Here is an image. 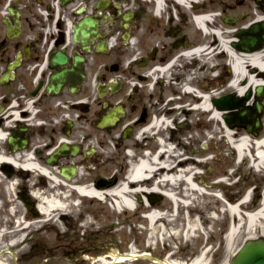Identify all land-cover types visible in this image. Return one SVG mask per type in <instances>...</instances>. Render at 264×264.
I'll use <instances>...</instances> for the list:
<instances>
[{
    "label": "flooded vegetation",
    "instance_id": "af4514ba",
    "mask_svg": "<svg viewBox=\"0 0 264 264\" xmlns=\"http://www.w3.org/2000/svg\"><path fill=\"white\" fill-rule=\"evenodd\" d=\"M156 1L0 0V156L8 158L0 162V202L12 215L14 228L5 227L10 236L21 234L17 221L35 216L28 208L40 204L49 185L105 186L123 180L119 174L129 164L154 149L161 135L170 136L171 129L159 132L162 121L179 125L187 105L201 103L204 88L219 87L213 75L226 57L218 48L220 38L233 45L241 32L264 21V0H223L221 7L210 0L205 39L195 22L203 2L191 0L187 6L165 0L157 11ZM87 17L95 20L87 26L88 40L67 39V22L73 33ZM60 52L66 61L53 63ZM63 71L65 81L50 91L51 76ZM118 72L122 78L112 79ZM188 89L194 94L188 96ZM114 109L116 123L100 126ZM250 109V115L257 114L256 103ZM199 112L191 119L200 129ZM259 112L262 133L264 108ZM129 142L134 157L126 155ZM140 144L146 147L139 149ZM163 158L171 161L169 153Z\"/></svg>",
    "mask_w": 264,
    "mask_h": 264
},
{
    "label": "rangeland",
    "instance_id": "374dc122",
    "mask_svg": "<svg viewBox=\"0 0 264 264\" xmlns=\"http://www.w3.org/2000/svg\"><path fill=\"white\" fill-rule=\"evenodd\" d=\"M222 1L214 0L212 4L215 3L221 7ZM226 59V57L219 59V73L223 74L226 81H228L234 75L226 72V67H228ZM245 81L242 80L241 85H245ZM203 84L206 85L207 81L205 80ZM235 89V87L228 88L225 92H236ZM221 112L220 115L222 117ZM183 116L187 120H190L191 125L187 126L183 131L180 130L181 132L178 130L176 137L181 138L179 139L180 144H176L177 146L174 144V147L177 148L173 147L172 155H180V157H176L175 162L183 160L185 156H188L187 167L190 168L194 166L195 156L199 155V153L193 151L201 149L204 144L208 145V148H205V150L207 153L212 152L211 154H213L214 159L211 166L214 168L212 172L205 169L207 176H203V183L199 182L200 178H197V182L204 187L205 191L203 193L191 191V195L188 197L178 195L184 203L185 200L189 201L186 206L180 208V212L178 211L179 206H175L172 200L164 196L160 191L149 193L153 195L151 197L144 192L140 193L141 196L145 195L146 198L155 201L153 202L155 203L154 207L166 213L169 218L177 215L178 219L176 217L173 221L168 219L160 221L156 224V231L154 232L150 227L148 219L143 216V212L147 211L146 206L144 207L143 204L139 203L135 211L127 208L118 211L115 207H119L114 204L116 202L113 196L109 195L104 199L81 198L78 193L74 192L72 197L69 195L66 198L63 192L59 190L56 193L57 197L64 201L66 204L65 212H68L69 215L63 216V211H57L55 218L48 219L47 216H42L41 214L32 217L29 221H32V224L34 223L35 225L30 226L28 233L32 234L34 232L33 238L27 243H20L21 241L17 240L18 235L16 239H7V236L2 237L0 239V252H2L0 259L4 260L6 264H70L69 261L64 259L66 256L69 259H74L77 253L80 252L79 248H88L89 252L96 249H100L102 252H100L99 257L92 252L89 254L85 253V255L82 254L80 259L84 258L87 264H113V258L110 255L113 251L111 247L118 248L121 252H128L134 246L136 252L150 251L152 254L163 259L169 257L171 260L190 261L197 256H202L204 253L203 258L206 264H225L227 258L229 264V260L245 241L259 238L260 235L251 237L250 234L245 232V228H242L229 245L227 235L230 226L233 223L238 226L240 221L238 217L231 216L227 212L226 202L229 201V197L241 198L243 194H246L247 189L254 188L248 208L244 211L255 210L264 201V199L255 201V198L264 197V173L250 168L251 161L249 159L238 160L236 151L234 153L231 152L234 148L232 147V143L226 140V131L220 119L215 117L212 119L214 121H209L208 115H202L199 112L198 119L205 121L203 125H206L199 129L191 119V117H196L195 114L186 115L184 113ZM231 129L233 132L238 130ZM191 132H193V137L189 135ZM240 132L242 131L240 130ZM201 133H203L202 137L200 136ZM182 135H187V137L183 138ZM196 136L199 140H195L194 137ZM130 143L127 144L128 147H132ZM140 146L139 149H142L143 146L146 147L145 144H140ZM147 150L155 152L157 150L156 142L154 149L148 148ZM202 153H205V151ZM217 156L219 157L218 161L216 159ZM161 160L167 159L163 158ZM128 167L130 168L126 170L125 174L123 172L119 174L120 177L123 176L124 178L132 166L129 164ZM228 170H236L237 174L233 176L224 173L225 171L228 172ZM218 177H222L224 181H220L218 186L212 185ZM128 185L135 188L139 183L130 182ZM174 187L177 188L178 186ZM2 189L3 192H6L4 188ZM108 189L111 188H106L105 190ZM43 190L45 191L44 194L56 192L55 190L52 191L51 187H45ZM173 191L177 192L176 190ZM240 193L242 195L238 196ZM136 196L137 194L131 195L137 201ZM160 196L162 199L159 200ZM1 199L4 201V198ZM75 202L77 205H73ZM10 215L11 212L5 206V203L0 202V226L8 229L9 227L14 228V225L10 226ZM193 218L198 221L197 228L199 229H190L191 232H188L189 221ZM160 223H163V226ZM178 229L181 231L180 235L172 234V232ZM151 234L156 235L151 236ZM256 234H260V231H257ZM13 240H16L19 244L13 246ZM24 254L27 256L24 257ZM48 254L53 255V257L55 256V258H45V255ZM149 261L130 259L119 264H144Z\"/></svg>",
    "mask_w": 264,
    "mask_h": 264
},
{
    "label": "bare ground",
    "instance_id": "6f19581e",
    "mask_svg": "<svg viewBox=\"0 0 264 264\" xmlns=\"http://www.w3.org/2000/svg\"><path fill=\"white\" fill-rule=\"evenodd\" d=\"M157 1L158 5L156 7V10L161 11L163 9L165 0ZM179 1L184 4L190 2L189 0ZM199 11L202 12L206 10L201 9ZM209 20H212L211 16H209ZM196 21L199 24H206L208 20L205 16L199 15L196 17ZM228 43L229 41L221 38V40L219 41L218 48L221 50L222 53L225 51L227 52L228 61L233 64V68L230 67V70L234 73L233 79L230 82V87H235L236 92L239 95H242L248 87L252 88L254 86L259 85L264 86V47L256 51H246L237 50ZM242 80H246L244 82V84L246 85H241ZM200 96L201 103L197 106H194L193 110H204L206 113L211 114L212 118L216 117L217 119H220L222 121V118L220 117V112L216 111L215 108L211 105V96L208 94H203ZM162 122L165 123L164 121ZM166 122L169 124L167 120ZM223 125L226 131V140L232 143V145H235L237 159H251L253 163L251 165V168H255L256 170L264 173V137L252 138L250 135L246 134L245 132H242L238 139L235 140L233 137V130L224 122ZM165 151L169 152L170 155H172L173 147L169 146V144L165 142H161L160 150L156 155L151 156L149 153H147L143 159H140L138 162L134 163L130 171L127 173L126 179L114 188L104 190L95 188L93 186H83L77 189L84 195L98 197L101 199L107 198L109 195L113 196L115 198L116 205L121 210L123 208H127L129 210H134L138 208V205L134 201L133 197H131L132 194L138 195L142 192L147 194L149 192L163 190L162 192H164V194L174 202L175 206H179V211L180 208H182V206H186L189 201L185 200L184 203V201L180 197H178V195L188 197L191 195V191L194 193H197V191L203 193L205 191L204 187L197 182V178L202 177V172L199 171L197 168L199 164L198 161H194L193 167L188 168L187 166H181L178 170H176L175 167H170L166 163V161H159L158 158L160 156V153ZM251 151L253 155L250 156ZM3 160H8V158L1 155L0 162H2ZM182 162H184V160ZM159 168L161 169V171L158 170ZM45 173H47L46 170ZM224 173L231 174V172L229 171H225ZM153 176L155 177L154 181L152 180ZM130 182H136L139 183V185L135 188H132L130 185H128V183ZM182 182L184 183V187H182L181 185V187H174L178 184H181ZM219 182L220 181H216L212 185L218 186ZM173 190H176L177 192H174ZM250 195L251 191H248L239 203H235V200L232 197H229V201L226 202L227 212H229L231 216L238 217L240 221V224L238 226H236V224L234 223L230 226L227 235L229 245L231 244L230 242L235 238L236 234H238V232H240L242 228H245V232L247 234H250L251 237H256L259 235L260 237H264V203L258 205L255 208V211L250 212L251 209L248 211H244L246 210V208H248V204L250 203ZM42 202L43 203L40 205V211L44 214V216H47L48 219L55 218L57 211H62L66 208V204L62 199L57 197V194H49L47 196H42ZM143 202L145 203L147 208L145 217L148 218L150 227L154 232L156 231V224L160 221L164 219L173 221L174 219H176V217L178 219L177 215L175 217L169 218L166 213L161 212L158 210L157 207H154L155 203L148 202V200H143ZM160 225L163 226V223H160ZM189 225L190 226L188 228V232H191L190 229H199L197 228L198 221L195 218L190 219ZM257 231H260V234H256ZM1 234H5V229L0 230V235ZM172 234L180 235L181 231L178 229L172 232ZM154 235L156 234H151V236ZM21 238L22 236L20 235L17 240H20ZM131 249L132 250L130 253L121 254L117 252H112L111 254L115 259L114 263L124 262L126 260L132 259L135 255H137L134 246L131 247ZM203 257L204 253L202 256H197L194 259H191L190 261L171 260L168 257L163 260V263L206 264L204 262ZM0 264H6V262L0 259ZM225 264H228V258L226 259Z\"/></svg>",
    "mask_w": 264,
    "mask_h": 264
},
{
    "label": "water",
    "instance_id": "95a60500",
    "mask_svg": "<svg viewBox=\"0 0 264 264\" xmlns=\"http://www.w3.org/2000/svg\"><path fill=\"white\" fill-rule=\"evenodd\" d=\"M84 23H92L91 19L87 18L83 22L79 23V26L76 27L74 33L75 40H82L83 38L89 36L88 33H85L83 30ZM64 58L60 56V59ZM262 88L259 87L258 91ZM238 99L233 98L231 95L223 96L219 99H214V101L222 108L228 107L231 104L235 103ZM227 118V116H225ZM147 255V254H146ZM153 257L151 255H148ZM231 264H264V240L255 239L248 240L243 247L239 250L237 255L232 259Z\"/></svg>",
    "mask_w": 264,
    "mask_h": 264
}]
</instances>
